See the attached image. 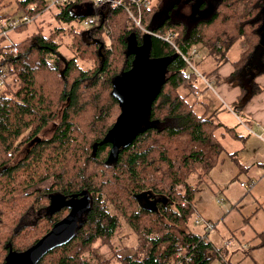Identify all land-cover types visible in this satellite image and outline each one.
I'll use <instances>...</instances> for the list:
<instances>
[{"label":"trees","instance_id":"trees-1","mask_svg":"<svg viewBox=\"0 0 264 264\" xmlns=\"http://www.w3.org/2000/svg\"><path fill=\"white\" fill-rule=\"evenodd\" d=\"M122 2L112 7L67 0L55 7L54 18L63 26L48 35L36 26L23 40L0 46V67L6 73L0 87V264H27V251L84 198V215L71 237L31 264H168L178 253L185 256L182 264H211L218 256L203 239L201 227L203 234L189 229L198 183L191 177H206L225 157L240 173L243 165L225 151L216 132L223 128L235 139L239 136L206 111L199 112L197 97L211 90L195 76L186 79L187 67L178 52L196 48L227 63L228 51L243 44L229 82L248 71L257 47L264 67V0H213L210 16L192 26L166 19L154 28L146 25L151 7L139 8L138 15L129 0ZM83 3L93 13L73 16L70 8ZM47 4L0 0V7H13L0 18L20 20L13 31L19 32ZM126 8L140 17V27ZM24 17L32 22L24 23ZM88 19L94 23L85 29L71 27ZM167 32L177 33L175 47L161 39ZM64 35L72 36L64 46L70 57L60 51ZM136 50L147 51L166 80L149 107V120L140 127L132 122L133 132L122 139L113 128L121 118L129 123L138 110L122 115L112 81L129 70ZM84 62L89 67L79 64ZM254 85L234 114L242 116L259 92ZM45 183L48 189H36ZM28 214L34 222L23 225ZM122 226L136 237L133 253L123 258L119 253L124 248L117 246ZM256 239L255 247H264V230Z\"/></svg>","mask_w":264,"mask_h":264},{"label":"rangeland","instance_id":"rangeland-1","mask_svg":"<svg viewBox=\"0 0 264 264\" xmlns=\"http://www.w3.org/2000/svg\"><path fill=\"white\" fill-rule=\"evenodd\" d=\"M147 1L151 5L152 12L148 15L146 25L153 28L161 25L166 19H170L173 22H183L188 26H192L198 20L209 17L213 11V0ZM80 6L79 12H84L89 9V3H83ZM12 9L13 7H0V17L10 13ZM55 12H57L55 7L50 11H44L35 19L33 24H30V26L23 27L19 32L9 33L8 38H5L2 42L0 41V46H7L13 42L16 43L23 40L26 36L34 32L36 26L41 27L45 35H48L54 28L63 26L60 21L54 18ZM136 18L140 20V17ZM3 19L0 18V24L3 22ZM71 27L74 29L86 28L83 26V22L79 24V22L75 21L72 23ZM61 37L62 36H60V38ZM70 39L72 40V36H70V38L65 35L62 37L63 46L60 51L67 57H70V54L64 49V46L70 42ZM261 39L262 41L264 40V30ZM242 45L243 44L238 42L228 51L227 63L220 62L215 57L208 56L205 51L200 52L201 58L197 64L195 62V66L200 73L207 75L214 71L213 76L208 79L217 80L211 92H204L197 97L199 104H201L198 107L199 112L201 111V113H203L206 111L209 116H212L214 122H221L227 127H230L229 124H231V121L235 122L234 119L231 118L229 112L233 111L237 105L244 102L250 96L255 86L253 76L244 77V75H237L235 78L233 77L234 80L232 82H229V76L234 70L232 63L239 59L240 54L245 49V46ZM260 54L261 48L257 47L251 61H256V58L259 57ZM79 64L83 67H89V64L85 62ZM250 73H252V71ZM219 87H225L227 90L230 88L237 89L238 96L233 104L227 105L223 102L218 91ZM137 114L140 115L139 118H136ZM143 117V113H140L138 110L134 115L135 120L133 123L135 125L139 124L140 127L139 120ZM241 118H243V115ZM124 123L126 124L125 121ZM131 125L132 124L129 125L128 131L126 130V135H130L133 132V130H131ZM52 127L53 125L51 124L48 130L44 132V134L42 133L44 138L49 137ZM229 138L231 139V137ZM233 167L236 166L230 159L225 157V161L221 164L217 163L211 173L206 177L199 179L195 174L191 177V182L198 183L196 184L197 191L195 194L196 209L194 216L188 223L189 229L203 234L202 229L193 224L197 215L213 223L214 229L207 234L206 240L211 244L212 250L218 256L211 264H264V247H255L259 241L256 239L257 234L255 235V231L260 232L264 230V198L256 202L254 197L257 195L252 191L253 189L250 191L251 194L241 189L239 184L247 179L246 173H239ZM263 185L264 184H261L256 188L257 193L262 192V195H264ZM48 188L49 185L45 183L38 186L36 189L43 190ZM225 190H228L231 199H228L227 194L223 193ZM219 201H223V206L218 205ZM229 210L230 213L226 214ZM33 222L34 220L30 216L23 222V225L33 224ZM118 237L123 238L121 245H117L118 249L122 250L124 248L120 251L119 256L123 258L132 254L136 246V237L130 233V229L122 226ZM220 251H224V257L219 254ZM103 252L108 253V250L104 249ZM112 264L118 263L113 262Z\"/></svg>","mask_w":264,"mask_h":264},{"label":"water","instance_id":"water-1","mask_svg":"<svg viewBox=\"0 0 264 264\" xmlns=\"http://www.w3.org/2000/svg\"><path fill=\"white\" fill-rule=\"evenodd\" d=\"M132 55L133 60L129 70L115 77L112 81V87L113 94L119 101L122 115H133L135 108H137L140 113H143L144 117L139 120L141 126L149 120V107L160 94L166 78L164 73L156 67L155 64L157 62L149 58L147 51L136 50ZM138 115L139 114L136 115V118L140 117V115ZM129 120V123L126 122L128 124L127 128L130 123L132 124V122H134V116H131ZM118 121L117 126L115 125L112 131H117L118 126L124 124L125 120L121 118ZM112 131H110L108 136L112 135ZM112 150H114V145ZM136 198L140 200L141 197L137 196ZM86 200L87 199L84 198L73 206L66 217L54 225L50 232L39 239L38 242L27 251L25 254L26 259L24 260H31L32 263H36L48 252L62 245L63 241H67L65 237H71L74 225L80 217V212L84 205L87 204Z\"/></svg>","mask_w":264,"mask_h":264},{"label":"crops","instance_id":"crops-1","mask_svg":"<svg viewBox=\"0 0 264 264\" xmlns=\"http://www.w3.org/2000/svg\"><path fill=\"white\" fill-rule=\"evenodd\" d=\"M80 5L81 4H77L70 8V12L73 16H87L93 13V9L90 4L89 9L84 12H79V8L81 7ZM259 58L260 57H257L254 62L250 61L247 67L248 71L238 75H244V77L253 76L254 82L259 87V92L247 102L242 113L243 118L234 114L232 111L229 112L231 114V118L235 121L230 122L231 124H229V128H234L239 138L235 139L231 134L226 133L223 128L218 129L216 132V135L225 151L230 155H234L233 157L238 161V163L243 165L244 168H241L240 173H246L245 175L247 178L243 181H255L252 191H254L257 195L256 197L253 196L256 202L264 198L262 192L257 193L256 189L259 185L264 184V67L259 61ZM251 71L252 73H250ZM218 91L221 99L227 105L233 104L238 96L236 88H230L227 90L225 87H219ZM229 137H231V139ZM232 163L234 164L233 160ZM233 168L237 170L235 167ZM223 193L227 194L228 199H231L228 190H225ZM228 213H230V210L227 211L226 214ZM258 232L259 231H255V235L258 234Z\"/></svg>","mask_w":264,"mask_h":264},{"label":"built area","instance_id":"built-area-1","mask_svg":"<svg viewBox=\"0 0 264 264\" xmlns=\"http://www.w3.org/2000/svg\"><path fill=\"white\" fill-rule=\"evenodd\" d=\"M48 4L45 8V11L51 10L52 8L60 5L61 3L67 1V0H47ZM94 5H111L112 7L114 6H123L122 0H90ZM134 7L138 10V15L139 11L141 8H147L150 7L151 5L149 2L146 0L142 5L141 0H129ZM140 8V9H139ZM126 11L132 21L135 23L136 26L140 27V20L139 18H136L138 16L134 15V12L130 8H126ZM23 22L28 24L31 23L32 20L28 19L27 17H24ZM94 23L93 19H88L83 21V26L86 28L91 26ZM21 24L20 20H11V19H5L3 22L0 24V38H7L8 34L13 32L19 25ZM177 33H170L167 32L163 36H161V39L171 45L172 47L174 46L175 39L177 38ZM16 49H13V53L16 54ZM179 55L181 56V59L184 61L187 67V75L186 79H189L191 76H195L200 84H203L205 87H207L209 90H213L214 86V81L211 79L209 80L208 78H205L202 73H200L195 66V62L199 61L201 58L200 51H198L196 48H192L189 52L184 53V52H178ZM5 68L0 67V87H3L4 85V80H5ZM197 94V93H196ZM255 182L254 181H248V182H242L239 184L240 188L243 189L245 192H250L252 187L254 186ZM218 205L222 206L223 201H219ZM194 225L201 227L205 233L203 235V239H207V234L211 232L214 229V225L202 217L197 216V218L194 221ZM185 256L182 253H178L176 255L175 260L171 261L168 264H182V260Z\"/></svg>","mask_w":264,"mask_h":264},{"label":"flooded vegetation","instance_id":"flooded-vegetation-1","mask_svg":"<svg viewBox=\"0 0 264 264\" xmlns=\"http://www.w3.org/2000/svg\"><path fill=\"white\" fill-rule=\"evenodd\" d=\"M126 130L128 131V128L126 127V125H119L118 126V129H117V132L120 134V137L122 138V139H125V138H127V136L128 135H126L127 133H126ZM130 133V132H129ZM120 142V141H119ZM117 145L118 144H114V147L115 148H117ZM54 203H56V201L54 202ZM78 203V202H77ZM76 203V204H77ZM71 206H74V205H71ZM70 206V207H71ZM71 210V209H70ZM84 210H85V205H84V208L82 209V211L80 212V218H82V216L84 215ZM46 212H47V210H44L43 211V215H46ZM32 217V219L34 220L35 219V217L33 216V215H31V214H28L25 218H24V221H26L27 219H28V217ZM32 262H31V260H29L28 262H27V264H31Z\"/></svg>","mask_w":264,"mask_h":264}]
</instances>
